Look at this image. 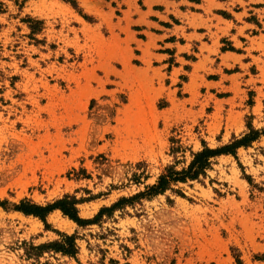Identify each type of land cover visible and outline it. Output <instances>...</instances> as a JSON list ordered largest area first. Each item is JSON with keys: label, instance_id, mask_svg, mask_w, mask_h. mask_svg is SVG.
<instances>
[{"label": "rangeland", "instance_id": "obj_1", "mask_svg": "<svg viewBox=\"0 0 264 264\" xmlns=\"http://www.w3.org/2000/svg\"><path fill=\"white\" fill-rule=\"evenodd\" d=\"M75 1L0 0V264H264V133L87 227L12 209L69 194L92 218L264 130V0ZM58 232L76 257H27Z\"/></svg>", "mask_w": 264, "mask_h": 264}, {"label": "trees", "instance_id": "obj_2", "mask_svg": "<svg viewBox=\"0 0 264 264\" xmlns=\"http://www.w3.org/2000/svg\"><path fill=\"white\" fill-rule=\"evenodd\" d=\"M77 6L75 0H66ZM248 131L240 138L233 137L229 144L220 147L211 148L204 143L203 148L192 153V160L187 167L177 169V163L167 165L163 172L159 175L155 184L147 186V190L139 192L130 197H121L110 206H103L98 213L92 218H82L79 216L78 204L88 200L87 198H77L75 195L66 194L62 198L55 200L46 205H39L30 201H21L19 204H13L12 209L20 211L25 215H33L39 217L46 223L47 216L55 211L60 210L65 216L73 220L80 227H87L92 224L99 223L105 215L110 216L117 209H123L127 204H132L135 200L142 197H152L157 194H162L166 190H173V186L178 183H186L188 181L198 180L200 176L206 175V170L211 167L213 159L224 154H235L236 150L242 146H249L257 140L264 130L254 129L250 124ZM180 148H173V152H178ZM141 174H135L134 179L139 182ZM6 202H1L4 206ZM59 239L41 243L39 245H30L26 250L28 258L40 259L45 252L60 253L64 256L76 257L79 252L77 245V233L67 234L58 232ZM48 264V263H45Z\"/></svg>", "mask_w": 264, "mask_h": 264}, {"label": "bare ground", "instance_id": "obj_3", "mask_svg": "<svg viewBox=\"0 0 264 264\" xmlns=\"http://www.w3.org/2000/svg\"><path fill=\"white\" fill-rule=\"evenodd\" d=\"M58 214H60V212H58ZM73 224V222L71 221V220H69V219H67L66 221H58V225L60 226V227H65V228H67L68 226H70V225H72ZM67 230V229H66Z\"/></svg>", "mask_w": 264, "mask_h": 264}, {"label": "crops", "instance_id": "obj_4", "mask_svg": "<svg viewBox=\"0 0 264 264\" xmlns=\"http://www.w3.org/2000/svg\"><path fill=\"white\" fill-rule=\"evenodd\" d=\"M173 2H178V1H176V0H172Z\"/></svg>", "mask_w": 264, "mask_h": 264}]
</instances>
